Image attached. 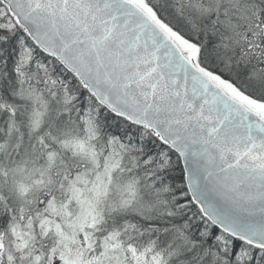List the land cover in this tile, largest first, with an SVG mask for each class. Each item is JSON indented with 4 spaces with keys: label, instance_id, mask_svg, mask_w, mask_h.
I'll use <instances>...</instances> for the list:
<instances>
[{
    "label": "snow or ice",
    "instance_id": "snow-or-ice-1",
    "mask_svg": "<svg viewBox=\"0 0 264 264\" xmlns=\"http://www.w3.org/2000/svg\"><path fill=\"white\" fill-rule=\"evenodd\" d=\"M0 264H264V0H0Z\"/></svg>",
    "mask_w": 264,
    "mask_h": 264
}]
</instances>
